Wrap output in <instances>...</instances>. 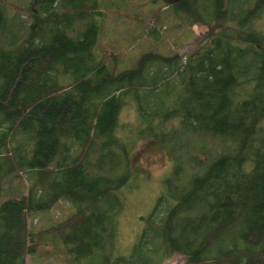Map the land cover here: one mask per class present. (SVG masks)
I'll return each instance as SVG.
<instances>
[{"label": "trees", "instance_id": "16d2710c", "mask_svg": "<svg viewBox=\"0 0 264 264\" xmlns=\"http://www.w3.org/2000/svg\"><path fill=\"white\" fill-rule=\"evenodd\" d=\"M26 2L17 18L0 0V264H27L46 235L71 264H264V0H174L188 25L229 26L119 71L97 50L98 0ZM128 105L136 121L121 135ZM130 131L166 144L173 166L129 253L111 255ZM183 135L195 141L179 154L170 141ZM61 198L76 211L30 230Z\"/></svg>", "mask_w": 264, "mask_h": 264}, {"label": "rangeland", "instance_id": "374dc122", "mask_svg": "<svg viewBox=\"0 0 264 264\" xmlns=\"http://www.w3.org/2000/svg\"><path fill=\"white\" fill-rule=\"evenodd\" d=\"M26 1L4 0L12 4L8 12L10 17L17 13L19 16L17 18L24 17L22 6H25ZM98 1L106 17L98 35L97 50L106 57V64L110 68L112 62H116L115 71L130 67L138 56L146 51L164 54L176 52L186 55L204 43L210 34L224 26H229L227 23L208 27L188 25L174 13L170 6L174 0ZM16 6L19 8L16 9ZM255 26L264 32V15L255 22ZM154 27L159 33L149 34L148 29ZM135 117L134 107L129 105L124 107L119 115L121 128L118 129V133L122 135L121 130L128 125L133 126ZM125 138L127 139V134ZM193 141L195 137L183 135L179 144L175 141L170 142L180 154L185 152ZM200 143L203 142L200 140ZM127 150L133 175L129 186L122 188L120 192L123 205L117 215L113 238L108 246L111 255L129 253L143 226L141 218L146 217L153 209L161 190V180L173 166V156L169 147L155 139L136 137V134L131 132ZM29 177L32 176L26 174L22 180L17 178L12 183L11 189L25 192ZM74 211L76 207L67 199L61 198L49 209L30 216L28 226L32 231H39L64 220ZM47 236L49 235L43 237V242H39L36 252L27 256V264H71L62 245H49L48 243L52 241L50 236ZM45 249L47 251H44ZM183 260L182 255L174 254L165 260V264H182ZM87 264H100V260L98 257H92Z\"/></svg>", "mask_w": 264, "mask_h": 264}]
</instances>
